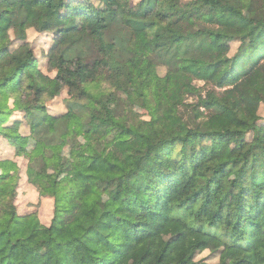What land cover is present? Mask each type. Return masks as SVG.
<instances>
[{
  "label": "trees",
  "instance_id": "obj_1",
  "mask_svg": "<svg viewBox=\"0 0 264 264\" xmlns=\"http://www.w3.org/2000/svg\"><path fill=\"white\" fill-rule=\"evenodd\" d=\"M122 90L152 104L145 130ZM74 116L107 130L87 164L54 151ZM0 137V264H264V0H0ZM172 220L179 240L147 230Z\"/></svg>",
  "mask_w": 264,
  "mask_h": 264
},
{
  "label": "rangeland",
  "instance_id": "obj_2",
  "mask_svg": "<svg viewBox=\"0 0 264 264\" xmlns=\"http://www.w3.org/2000/svg\"><path fill=\"white\" fill-rule=\"evenodd\" d=\"M97 2V0H92ZM133 3H136L139 0H132ZM28 40L32 43L34 52L39 60V68L46 74L53 76L54 72L47 69L46 67V57L45 53L48 50L49 46L52 43L53 36L49 33H38L32 28L27 29ZM235 44L232 45V50L235 49ZM136 48L137 52L133 55L130 64L133 69L139 64L144 63V53L148 48L147 40L141 34H138L136 40ZM197 85L202 86L203 82L197 81ZM68 97L66 89L61 91L56 97L51 100L46 101L47 110L50 113H60L65 111V100ZM117 99L120 103L125 107V116L129 120V123L140 130H145L148 127V121L150 118L151 110H153V106L151 103H141L136 101L135 96L128 90L119 91L116 94ZM18 116L22 117L21 114ZM70 128L72 134L70 137L65 138L61 143L54 146V151L58 155L64 154L69 156L72 161L78 164H87L90 160V155L92 153L91 142L92 139L97 137L104 136L107 132L105 128H98L94 131H84L82 129L81 121L75 116L71 119ZM22 130L27 132L26 127H22ZM28 152H35L39 149L38 144H33L28 146ZM12 158L11 149L8 146L7 141L0 137V158ZM18 166L20 173H22L24 168V161L18 160ZM13 165L11 162H3L0 165V173L7 172L9 170H13ZM116 172L115 168H107L105 171V175H111ZM61 179L69 184L76 185L78 180L76 178V171L73 170L71 172L65 173L61 176ZM23 190V187H22ZM98 197L103 200H107L108 196L99 191L96 192ZM38 206V204H36ZM180 222L177 220H172L169 226H160L158 223L154 222L151 224L147 230H156L158 229L161 234L171 240H179L181 238L180 234ZM179 253H183L186 251L185 247L181 245L177 248ZM209 251H204L201 253V256H206ZM138 257V253L135 251H130L126 257L127 261H132ZM209 258V256H208ZM210 259V258H209Z\"/></svg>",
  "mask_w": 264,
  "mask_h": 264
}]
</instances>
